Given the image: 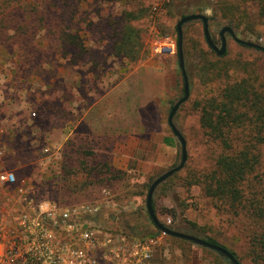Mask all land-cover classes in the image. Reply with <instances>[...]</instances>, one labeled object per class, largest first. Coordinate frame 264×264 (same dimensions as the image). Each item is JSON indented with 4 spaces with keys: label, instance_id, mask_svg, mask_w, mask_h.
Masks as SVG:
<instances>
[{
    "label": "rangeland",
    "instance_id": "374dc122",
    "mask_svg": "<svg viewBox=\"0 0 264 264\" xmlns=\"http://www.w3.org/2000/svg\"><path fill=\"white\" fill-rule=\"evenodd\" d=\"M140 9L147 16L133 25L143 35L142 57L129 63L117 58L113 47L123 15ZM191 14L208 16L218 47L226 26L238 38L264 47V0H88V13L78 16L86 32V57L72 65L62 62L55 78L47 74L45 79H32L29 93H16L0 77V141L6 145L8 166L16 177L26 179L40 200L97 208L85 218L102 237L123 234L131 242H152L153 256L146 264H231L209 248L165 234L156 236L147 212L151 184L182 160V146L168 118L184 96L177 24ZM226 38L227 53L220 57L208 46L202 21L183 27L190 98L177 111L174 124L186 140L187 162L157 188L154 200L159 220L168 227L188 231L189 221L200 237L214 238L234 251L242 264H253L254 228L247 211L209 197L198 182L201 174L215 168L221 155L222 140L213 139L202 125L203 112L212 103L216 107L230 86L246 79L252 84L253 71L259 77L254 89L259 94L264 89V52L238 44L230 34ZM160 42L173 43L175 53L159 52ZM226 68L229 75L221 79L214 75ZM34 97L36 103H28ZM244 132L234 128L228 141L238 143V135ZM22 162L29 168L22 170ZM86 163L88 172L101 168L99 163L110 165L120 179L104 182L112 174L97 172L86 179L82 165ZM263 172L264 158L254 174L260 179L254 180L259 184L258 198L263 196Z\"/></svg>",
    "mask_w": 264,
    "mask_h": 264
},
{
    "label": "trees",
    "instance_id": "16d2710c",
    "mask_svg": "<svg viewBox=\"0 0 264 264\" xmlns=\"http://www.w3.org/2000/svg\"><path fill=\"white\" fill-rule=\"evenodd\" d=\"M96 1L129 3L133 0ZM81 12L88 13V0H0V77H3V83L9 82L15 87L16 93H29L33 91L32 79H45L47 74L55 78L58 68L63 66L62 62L72 65L86 57V32L80 23L81 18L78 17ZM146 16V10L143 9L127 11L123 15V25L117 33L113 47L117 58L126 59L129 63H137L141 59L143 35L133 22ZM45 65L48 69L44 68ZM228 70H217L214 75L221 79L225 77L224 74L229 75ZM255 74V71L250 74L252 84L246 79L233 87L230 86L224 90L223 99L216 107L212 103L211 109L203 112L202 125L209 130L213 139L222 141L219 145L221 155L216 160L215 168L201 174L198 182L204 185L209 197L222 202L226 200L234 210L247 211L254 228L250 237L252 263L264 264V190L263 196L258 198L260 195L255 191L259 184L254 181L260 180L255 178L254 174L264 158V89L261 94L254 89L253 86L259 78ZM25 83L29 85L23 87L22 84ZM35 100L34 97L28 103L35 104ZM234 128L245 131L244 134L238 135L236 144L228 141ZM222 130L230 133H224ZM87 164H82L86 179L95 176L96 172L103 175L112 174L110 178L105 177L104 182L120 179L115 174L116 169L110 165L99 163L101 168L88 172ZM20 165L22 170L29 168L27 162ZM104 168L106 172L103 171ZM262 175L264 176V172ZM153 207L157 215L155 200ZM186 225L188 231L175 227L172 229L200 237L196 233L198 230L195 224L186 221ZM156 231V236L163 234L158 229ZM200 238L229 250L210 236ZM172 239L181 240L174 237ZM229 251L242 264L237 254Z\"/></svg>",
    "mask_w": 264,
    "mask_h": 264
},
{
    "label": "built area",
    "instance_id": "2783aa9c",
    "mask_svg": "<svg viewBox=\"0 0 264 264\" xmlns=\"http://www.w3.org/2000/svg\"><path fill=\"white\" fill-rule=\"evenodd\" d=\"M157 45L159 52L175 53L173 43ZM0 178V264H146L152 258V242H131L123 234L102 237L85 218L97 208L38 199L8 166L1 141Z\"/></svg>",
    "mask_w": 264,
    "mask_h": 264
},
{
    "label": "water",
    "instance_id": "95a60500",
    "mask_svg": "<svg viewBox=\"0 0 264 264\" xmlns=\"http://www.w3.org/2000/svg\"><path fill=\"white\" fill-rule=\"evenodd\" d=\"M196 20H200L203 22L204 35H205L206 42H207L208 46L220 57L225 56L227 53L226 34H230L234 38V40L240 45L250 47V48H254V49H257V50L264 52L263 46L256 44L254 42H249V41H245V40L238 38L236 36L234 30L229 26H226L221 30V32H220L221 47H218L217 44L214 42L212 36H211L210 28H209V18L206 15L191 14L188 16H184L179 21V23L177 24L178 56H179V65H180V69H181L182 77H183V81H184V96L181 100H179L173 106V108L170 112L169 118H168V124H169L173 134L179 139V141L181 143L182 160H181V163L179 166L167 171L165 174H163L162 176H160L159 178H157L153 182V184L151 185V187L148 191V195H147V202H146L147 203V212L149 214L151 221L153 222L154 226L156 227V229L160 230L163 234L174 237V238L187 240V241L192 242L194 244H197L199 246L209 248V249L214 250L217 253L223 255L232 264H240L238 259L233 254H231V252L229 250L223 248L222 246L211 244V243L207 242L206 240H204L200 237H197L195 235L179 232V231H176V230L168 227L167 225H165L164 223H162L159 220L158 216L155 213L154 207H153L154 195H155L157 188L162 183H164L169 178H171L174 174L181 171L185 167V164L187 162V143H186L185 138L181 134V132L175 126L174 117H175L177 111L179 110V108L181 107V105L184 104L190 98V82H189V77H188L187 70H186L185 55H184V51H183V26L185 24L191 22V21H196Z\"/></svg>",
    "mask_w": 264,
    "mask_h": 264
},
{
    "label": "clouds",
    "instance_id": "9594fccd",
    "mask_svg": "<svg viewBox=\"0 0 264 264\" xmlns=\"http://www.w3.org/2000/svg\"><path fill=\"white\" fill-rule=\"evenodd\" d=\"M0 179H2V178H0Z\"/></svg>",
    "mask_w": 264,
    "mask_h": 264
}]
</instances>
